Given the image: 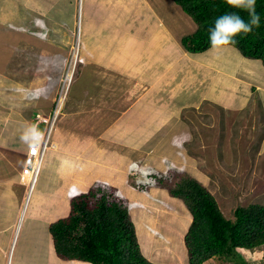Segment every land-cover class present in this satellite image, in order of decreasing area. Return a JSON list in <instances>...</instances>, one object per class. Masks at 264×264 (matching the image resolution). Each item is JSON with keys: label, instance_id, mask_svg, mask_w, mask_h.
I'll use <instances>...</instances> for the list:
<instances>
[{"label": "rangeland", "instance_id": "rangeland-1", "mask_svg": "<svg viewBox=\"0 0 264 264\" xmlns=\"http://www.w3.org/2000/svg\"><path fill=\"white\" fill-rule=\"evenodd\" d=\"M105 1L106 5H104ZM137 1L138 5L128 7L126 0H91L90 5L94 9H99L96 12L91 11V32L88 34L86 31V21L83 23L85 28H82V10L79 11V18L74 20L76 22L74 30H77V24L80 22V43V40L74 41L75 34L67 33L71 31L70 28L63 32L51 24L46 30L40 25L36 26L34 20L27 18L26 10L23 8L16 9L17 6H13L14 13L3 17L1 11L2 8H7V5L2 7L0 0V108L5 107L8 115L12 112L23 115L31 124L33 113L41 112L47 115L55 107V102L62 103L65 100L62 110L57 106L54 111L57 114L58 124L53 137L56 136L58 129L64 132L62 128L68 130L69 125L71 126L69 130L82 131L77 132L80 137H91V141L86 140V144L81 147H84L82 153L78 152L79 148L74 144H71V148L74 149L72 154L66 151L63 153L75 158H78L79 154V157L83 158L82 166L86 171H91L90 166L93 165L92 163H98V159L86 158V154H89L87 151L97 150V147L103 148L104 155L101 154L103 155L101 157L105 156L106 160L105 181H110L111 176L119 177L121 171L114 156H118L120 144L111 146L100 135L112 133L110 129L113 125L120 124V115L127 109L125 102L129 99L126 84L130 86L132 79L140 80L143 85L138 84L133 97L129 95L132 98L129 104L139 97L138 95L144 92L147 86L153 87L156 96L168 95L164 102L171 105L174 103L170 97L184 88V85H201L205 82L214 85V79L217 77L223 83L228 79V86L234 84L229 78L234 68L228 56L230 51L233 53L236 51L234 48L219 47L210 50L207 53L209 65L205 69L202 65L203 62L208 61L204 60L205 57L182 54L185 48L183 46V49H180L182 45L179 37L183 32L171 26V30H168L166 35L170 36V39L165 41L164 37L161 46L152 47L151 50L145 49L142 55L137 54V48L131 53L136 42L138 44L137 39L134 43L133 35L136 34L138 37L136 32H142V28L144 35L150 34L148 31L152 25L151 17H161V22L158 21V35L159 33L164 35L161 29L164 26L165 9L175 14L177 18L184 13L188 16L189 20L187 19L185 24L189 27L193 23V28L186 29L184 35L197 28L192 17L174 0ZM8 3L14 2L10 0ZM80 3L78 1L77 5ZM85 5L87 1L83 2L82 8ZM176 9L179 13H176ZM85 15L86 11L82 12V22L85 20ZM98 26L102 28L99 29ZM181 29L185 27L181 26ZM64 33L69 35L67 36L69 42L59 40V36ZM173 36L172 42L170 40ZM103 39L109 40L107 47L100 43ZM78 52L80 57H83V61L81 58L77 59ZM73 53L75 56L71 59ZM121 53H127L129 61L121 63L119 67L109 65L110 59ZM98 55L101 58H98ZM188 58L192 60L187 61ZM250 61H253L256 67L249 72L255 71L256 74L264 77V63L252 58ZM233 63L235 62L232 60ZM196 66L201 69L199 72H194ZM97 67L102 68L101 73H95ZM69 72L70 76L74 72V82L68 89ZM258 75L252 76L259 78ZM240 79L243 80L241 75ZM243 88L245 89L243 96H247L240 103V108H236L238 104L234 105L230 100L229 108L211 103L207 98L200 106L195 102L188 103L182 117L188 123L193 135L191 134V137L184 141L181 147L183 155L179 154L181 156L175 157L172 147H162L153 151V140L150 138L145 147H139L140 154L134 157L137 161L134 164L136 168L131 167L127 170L128 179L126 178V191H124L127 196L124 195L123 204L129 209L134 223L138 222L144 228V231L142 227L141 231H138L136 226L142 250L144 245L150 246L152 250L158 249V257L163 264H176V261L178 264H190L184 235L192 221L188 207L182 199L170 195L163 178H167L168 183H175L186 175L195 177L213 193L222 211L231 219L234 218V211L238 206L264 204V104L261 96L264 95V90L260 94L254 84ZM122 119H124L123 115ZM4 121H1L0 129L5 125ZM14 134L13 132L12 135ZM119 135L121 143H128L129 137L126 138V134L124 137L121 136L122 134ZM149 137H154V131L149 133ZM97 139H102V143H96ZM11 141L14 144L22 141L20 134L15 135ZM173 150L177 153L175 147ZM9 152L10 156L15 158L13 147ZM142 153H148L147 157ZM148 157L150 161L154 160L157 163L164 158L161 165L153 162H149L153 165H148L144 162ZM100 165L103 163L101 162ZM1 167L5 170L6 166L1 163ZM154 172L162 178L159 184L151 179V174ZM74 177L77 179L76 175ZM34 188L29 189L26 197L25 207L29 210L28 218H34L33 214L39 215L42 210L47 211L48 206H51L43 204L40 206L41 209L31 210L34 200L40 196V190ZM106 189L112 193L114 191V189ZM116 189V196H123L119 188ZM60 204L62 205L59 209L64 215L70 212V204H67V201H61L58 205ZM134 204L135 209L132 206ZM27 217L26 222L29 220ZM162 248L165 251H161ZM238 250L248 264H264V246L256 249L254 253L243 248ZM51 256H47L51 259L50 264H53V260L54 264H57L59 259V264L72 263L60 257L52 259ZM204 264L233 263L223 257L214 256Z\"/></svg>", "mask_w": 264, "mask_h": 264}, {"label": "crops", "instance_id": "crops-1", "mask_svg": "<svg viewBox=\"0 0 264 264\" xmlns=\"http://www.w3.org/2000/svg\"><path fill=\"white\" fill-rule=\"evenodd\" d=\"M1 1L3 4L2 7L7 5V8H2L1 12L3 17L13 14V6H17L16 9L23 8L26 10L25 13L27 18L34 20L35 25L39 23L40 25H46L47 27L49 24H51L63 32L67 28H70V30L73 31L74 25L76 24L74 20L79 18V8L77 5L78 0H40V2L37 0H12L14 2L13 4L8 3L10 0ZM85 1H87V5H85L83 11H81V24L82 28L84 29L85 25L83 23L85 21L87 22L86 31L89 34L91 32L92 24L91 11L96 12L99 9H94V7L90 5L91 0H83L84 3ZM126 2L128 7L133 6L134 4L138 5L137 0H126ZM104 5H106V1L104 2ZM85 11V20L82 22V12ZM175 11L176 13H179L177 9ZM184 14H180L181 16H178V19L174 16L175 14H172L168 11V9H165V18L162 17L164 26L161 29V32H163L165 36L162 33H159L158 35V21L161 22V17H151L152 25L148 31L150 34L144 35V28L141 27L142 32H136L138 37L136 34L133 35L134 43L137 39L138 44L136 42V46L131 51V53L137 48V54L142 55L145 52V49L151 50L152 47L161 46L164 42L162 41L164 37L165 41L170 39V36H166L168 30H171L170 26L175 30L179 29L180 32H183V34H181L183 36L186 29L193 28V23L190 24L189 27L185 24L189 18L186 14L185 15L187 17L184 16ZM181 26L185 27V29L180 30ZM194 26L196 28L197 24ZM98 27L99 29L102 28L100 26ZM70 32L71 31H68L69 34ZM67 36L69 35L64 33L59 36V40L62 42H69ZM182 36L179 38L181 39ZM173 40L174 36L170 41L173 42ZM100 43L107 47L109 40L103 39L100 41ZM221 47H230L236 50L234 53L230 51V54H228L231 60V65L234 68L231 76L229 75L230 80L234 81L232 86H228V79L223 83L218 77L214 79V85L208 84V82H205L201 85H184V88H181L176 92L175 95L170 97V100H172L174 104L169 105L168 103L164 102L168 95L163 94L161 97L156 96V92L152 86H147V89L138 95L139 97L135 96L136 98L134 101L129 104V102L132 100L131 97H133L135 94L134 91L138 87V84L143 85V83L140 80H136V78H134L131 80L132 84L130 86L129 84H126L128 88L129 99L127 102H125L127 109L124 110L120 115V124L115 123L113 125V127L110 129L112 133H102L100 135L105 141L109 142L111 146L120 144V149L118 152L119 157L114 156L116 161H118L117 165L121 171L119 173V177L111 176L110 181H105L106 160L104 159L105 156L101 157L104 155L102 150L103 148L97 146V150H93L92 152L87 151L89 154H86L85 157L94 160L98 159V163H92L93 165L91 164L92 166H90L92 167L91 171H86L85 167L82 166L83 158L81 159L79 154L78 158H75L71 155L69 157L66 154H72V150L74 149L71 148V144H74L75 147H78V152L82 153L84 147H81L86 144V140L87 142H90L91 137H80L78 133H81L82 131L78 129L69 130L71 128L70 125L68 126V130L67 128H62V131L64 132H60L58 129V132L53 139L54 145L46 155L41 173L36 182V189L40 190V196L34 200L31 210L35 211L39 208L41 209L42 207L40 206L43 204H49L52 207L48 206L47 211L42 210L39 215H34L32 211L34 218L27 217L29 211L26 210L25 207L27 195V178L22 177L21 173L22 168L24 167V158L27 155L30 144L33 125L32 122L30 124L28 121L29 119L23 115L16 114L14 112H12V114L9 113L8 115V112H5L7 109L5 107H1L0 110H2L1 112L4 114L1 115L2 113L0 112V123L2 120H5V125L0 129V264H50L51 259L47 258L48 255H52L51 258L56 259L58 256L55 253L52 243L49 230L50 222L58 219L59 217L68 215V213L64 215V213L61 212V209L59 208L62 204L58 205V203H61V201H67V204H70L73 194L75 195V193L78 194L87 191L92 185L99 181L107 182L115 187H118L123 195L127 196V194H124V191H126L125 181L126 178L128 179L127 170H129L131 167L133 169L136 168L134 167V164L137 161L134 160V157L140 154L139 147H145L148 143V139L152 138L153 140V151H157L162 147H172V153L175 157L178 158L179 154L183 155L181 147L183 146L184 141L188 139L189 136L191 137V134L193 135L188 123L184 121L182 117L183 110L187 108L188 103L195 102L200 106L203 105L204 99L207 98L211 103L229 108L228 103L230 100V102L234 105L235 103L238 104L236 108H240V103L247 96H243L245 89H242V87H250L251 84H254L257 88V91L261 94L262 90H264V77L256 74L255 71L253 73L249 72L252 68L256 67L253 61H250V58L244 57L241 52L232 45H225ZM181 48L182 46L180 49ZM210 50L214 49L211 47L204 52L198 53L189 52L183 49V53H181L184 54V56L185 54H190L193 56L195 55L196 57H205L204 60L208 61L203 62L202 65H204L206 69L209 65V55H207V53L210 52ZM128 52L129 51L127 50V53ZM126 54L121 53L117 57H112L110 59L109 65L119 67L121 63H127L129 61V59L127 60L129 55ZM98 58H101L100 55H98ZM160 60L163 61V58L161 57ZM188 60L192 59L188 58L187 61ZM232 60L235 63L232 64ZM109 68L112 69L111 67ZM142 70H144V68H142ZM200 70L201 69L196 66L194 72H199ZM101 72V67H97L95 69V73ZM240 75L243 80L240 79ZM252 75H258L259 78H256ZM142 77L145 79H151L149 77L147 78L146 76ZM152 82H154V80ZM236 86L238 88H236ZM261 96L262 104H264V95ZM122 115L124 119H122ZM114 129L118 130L116 131ZM152 131H154V137H149V133ZM13 132L15 133L14 135H12ZM17 134H20L22 141L14 144V142L11 140ZM119 134H122V137H124V134H126V138L129 137L127 139L128 143H121ZM97 140L98 141L96 143H102V139ZM104 146H106V144H104ZM11 147L14 148L13 156H15V158H12L9 154V149ZM174 147L178 154L173 150ZM75 150L77 149L75 148ZM64 151L68 153L65 154L63 153ZM147 154L148 153H144L143 155L147 157ZM163 158L161 161L158 160L159 163L154 160L150 161L149 157L145 159L144 162L148 165H153L149 162L161 165ZM154 159L156 160L157 158L155 157ZM101 162L105 166L100 165ZM1 163L3 166H6V171L1 167ZM2 170L4 171L2 172ZM87 173L88 175H85ZM75 175L77 179L74 177ZM147 192L149 193V191ZM132 206L135 209V204ZM26 217L29 219L27 222L25 219ZM158 243L161 242L158 241ZM147 250L150 254H147L149 258L153 260L155 258V262L162 263L160 257L153 254V250L150 246L147 248ZM162 251L165 250L162 248ZM59 260H57V264H59ZM70 261L72 262L70 264L82 263V261L79 260ZM54 263L55 261L53 260V264ZM176 264H178V261H176Z\"/></svg>", "mask_w": 264, "mask_h": 264}, {"label": "trees", "instance_id": "trees-1", "mask_svg": "<svg viewBox=\"0 0 264 264\" xmlns=\"http://www.w3.org/2000/svg\"><path fill=\"white\" fill-rule=\"evenodd\" d=\"M197 23L195 31L182 37V44L191 52L211 48L208 29L216 18L237 12L245 21L246 10L233 8L226 0H174ZM261 22L250 33H240L236 47L244 57L264 63V0H256ZM233 46V45H232ZM157 184L162 180L155 175ZM165 181L170 195L183 200L193 220L185 234L190 264H202L220 256L233 264H248L239 248L253 251L264 246V204L238 206L234 218H228L216 197L191 175L175 183ZM106 188L114 189L113 193ZM116 187L97 182L87 191L73 195L70 212L50 223L56 254L65 260L78 259L92 264H157L142 252L136 225L125 198L116 196Z\"/></svg>", "mask_w": 264, "mask_h": 264}, {"label": "clouds", "instance_id": "clouds-1", "mask_svg": "<svg viewBox=\"0 0 264 264\" xmlns=\"http://www.w3.org/2000/svg\"><path fill=\"white\" fill-rule=\"evenodd\" d=\"M80 3V5H78V8H79V11H83V8H82V4H83V0H78ZM226 3L233 7V8H240V9H243V10H246L249 14V17H250V20L249 21H245L243 17H241L239 15V13L237 12H231V13H225L221 16H219L218 18H216L215 20V23H214V26L213 27H210L208 29V32H209V43H210V46L212 48H219L221 46H225V45H236L238 42L236 41L235 37L240 34V33H250L252 32L253 28H258L260 26V22H261V17H260V14L257 13L256 11V0H226ZM181 6V5H180ZM183 9V8H182ZM187 13V12H186ZM191 16V15H190ZM192 17V16H191ZM193 19V18H192ZM194 20V19H193ZM195 21V20H194ZM197 24V23H196ZM37 25H40L39 23L36 24ZM42 26V25H40ZM44 27L43 30H46L47 27L46 25L42 26ZM38 28V27H37ZM196 30V29H195ZM194 30V31H195ZM68 33V32H67ZM70 33H73L76 35V38H74V41L77 40L79 41L80 40V43H81V31H80V22H78L77 24V30H71ZM191 33V32H190ZM189 34V33H187ZM186 35V34H185ZM184 36V35H183ZM182 36V37H183ZM182 37L180 39V44L182 45L183 47V44H182ZM83 40V38H82ZM177 47V46H176ZM185 48V47H184ZM186 49V48H185ZM57 50V49H56ZM54 50V52L56 51ZM188 51V50H187ZM191 52V51H189ZM204 52V51H203ZM193 53H198V52H193ZM71 54V53H70ZM78 56H77V59L79 58H83V57H80V52L77 53ZM242 54V53H241ZM68 56V55H67ZM75 56V54L73 53V56L71 57V59ZM83 61V59H82ZM73 63V62H72ZM72 66V64H71ZM73 76H74V72L73 74L70 76V72L68 73V77L67 79L68 80V89L70 88V86L73 84ZM56 105L55 107L53 108L52 111H50L47 115L39 112L37 114L33 113V117H32V131H31V140H30V144H29V147H28V151H27V155L25 156L24 158V167L22 168V177H26L27 178V194H28V191L29 189L31 188V181H30V178L28 175H26V173L24 172V168H25V165H26V162H27V157H28V153H29V149H30V146H31V143H32V140H33V135H34V132L35 131H40L42 132L44 129H45V123L44 122H41L37 128H36V121L38 120L39 117H48V116H51V114L55 111L56 107L59 106L62 110L63 108V105L65 104V100L61 103V102H55ZM58 124V120H56V123H55V126H54V129L51 133V137H50V147L47 149V152L45 153V156H44V160L41 164V169L39 171V175L41 173V170H42V166L44 164V161L46 159V155L47 153L49 152V150L52 148V146L54 145V137H53V133H54V130H55V127L56 125ZM39 175H38V178H39ZM155 175H158V173H152L151 174V179L153 178V180H155L157 182V179L155 177ZM37 178V180H38ZM37 180L35 181V184L33 185V187L36 188V182ZM34 188V189H35ZM120 191V189H119ZM122 194V193H121ZM27 197V195H26ZM123 197H125L123 195ZM191 213V212H190ZM192 215V214H191ZM193 220V217L192 219ZM52 222V221H51ZM50 222V223H51ZM191 223L192 221L190 222L189 224V227L191 226ZM50 227V226H49ZM189 227L187 228L185 234L187 233V231L189 230ZM50 230V229H49ZM51 234V233H50ZM52 236V235H51ZM52 238V237H51ZM184 238H185V235H184ZM184 243H185V240H184ZM186 246V244H185ZM187 248V247H186ZM245 249V248H243ZM158 249L157 250H153V254L155 256H158ZM162 251V250H161ZM246 251H249V250H246ZM142 252L144 253V251L142 250ZM188 252V251H187ZM249 252H252L254 253L255 250L253 251H249ZM56 253V252H55ZM144 255L152 262H155L154 260H156L154 257V260L149 258L148 255L146 253H144ZM58 256V255H57ZM59 258V256L57 257ZM65 260V259H64ZM72 260H78V259H72ZM209 260V259H208ZM208 260H206L205 262H207ZM79 261H82V260H79ZM82 262H87V261H82ZM204 262V263H205ZM157 264H163V263H158V262H155ZM202 263V264H204ZM92 264V263H91Z\"/></svg>", "mask_w": 264, "mask_h": 264}, {"label": "built area", "instance_id": "built-area-1", "mask_svg": "<svg viewBox=\"0 0 264 264\" xmlns=\"http://www.w3.org/2000/svg\"><path fill=\"white\" fill-rule=\"evenodd\" d=\"M57 120V114L53 112L51 116L39 117L36 121V128L41 123L44 122L45 129L40 131H35L33 135V140L29 149L27 162L24 168V172L29 176L31 181V188L35 184L38 178L39 171L41 169V164L44 160L45 153L50 147V137L54 129Z\"/></svg>", "mask_w": 264, "mask_h": 264}, {"label": "bare ground", "instance_id": "bare-ground-1", "mask_svg": "<svg viewBox=\"0 0 264 264\" xmlns=\"http://www.w3.org/2000/svg\"><path fill=\"white\" fill-rule=\"evenodd\" d=\"M4 37H5V36H4ZM76 194H77V193H75V195H76ZM73 195H74V194H73ZM73 195H72V196H73ZM131 207H132V206H131ZM135 222H136V221H135ZM135 225L137 226L138 231H141V230H140L141 227H142V229H143V231H144V228H143L142 225L140 226V223L136 222ZM148 247H149L148 245H144V247H143L144 252L147 253V254H149V252H148L149 249L147 250ZM68 264H70V263H68Z\"/></svg>", "mask_w": 264, "mask_h": 264}]
</instances>
